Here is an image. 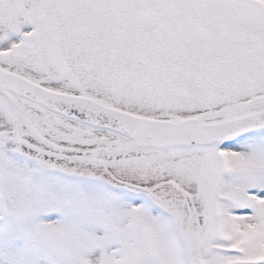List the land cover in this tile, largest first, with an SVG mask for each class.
I'll return each instance as SVG.
<instances>
[{"label": "snow or ice", "instance_id": "1", "mask_svg": "<svg viewBox=\"0 0 264 264\" xmlns=\"http://www.w3.org/2000/svg\"><path fill=\"white\" fill-rule=\"evenodd\" d=\"M0 264H264V0H0Z\"/></svg>", "mask_w": 264, "mask_h": 264}]
</instances>
